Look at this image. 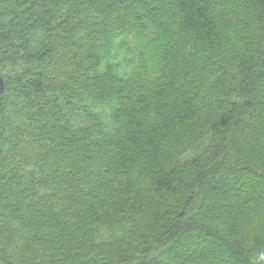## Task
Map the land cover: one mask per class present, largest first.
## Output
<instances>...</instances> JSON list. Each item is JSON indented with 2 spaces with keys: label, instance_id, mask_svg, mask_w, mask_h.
<instances>
[{
  "label": "trees",
  "instance_id": "16d2710c",
  "mask_svg": "<svg viewBox=\"0 0 264 264\" xmlns=\"http://www.w3.org/2000/svg\"><path fill=\"white\" fill-rule=\"evenodd\" d=\"M0 264H264V0H0Z\"/></svg>",
  "mask_w": 264,
  "mask_h": 264
},
{
  "label": "water",
  "instance_id": "95a60500",
  "mask_svg": "<svg viewBox=\"0 0 264 264\" xmlns=\"http://www.w3.org/2000/svg\"><path fill=\"white\" fill-rule=\"evenodd\" d=\"M1 89H2V86H1V81H0V93H1Z\"/></svg>",
  "mask_w": 264,
  "mask_h": 264
},
{
  "label": "clouds",
  "instance_id": "9594fccd",
  "mask_svg": "<svg viewBox=\"0 0 264 264\" xmlns=\"http://www.w3.org/2000/svg\"><path fill=\"white\" fill-rule=\"evenodd\" d=\"M261 258H264V254H261Z\"/></svg>",
  "mask_w": 264,
  "mask_h": 264
}]
</instances>
